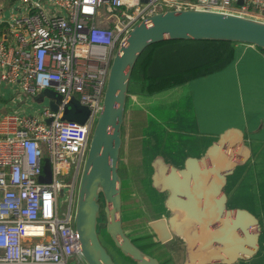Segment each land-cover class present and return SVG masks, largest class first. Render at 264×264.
Masks as SVG:
<instances>
[{"label":"water","instance_id":"water-1","mask_svg":"<svg viewBox=\"0 0 264 264\" xmlns=\"http://www.w3.org/2000/svg\"><path fill=\"white\" fill-rule=\"evenodd\" d=\"M172 39L238 41L264 47V22L229 12L182 9L156 13L133 26L112 59L103 108L79 177L74 224L85 264H117L100 242L99 227H105L117 250L135 264H162L124 232L118 167L131 71L148 46ZM43 94L50 98V108L56 110L61 95L49 88ZM88 115V107L73 97L65 105L62 118L84 123ZM176 130L175 121L153 117L141 133L143 182L160 214L151 223L156 239L163 243L172 236L181 238L185 246L183 264H238L251 259L262 241L259 221L249 208L228 206L225 187L227 177L234 172L258 169L264 116L257 121L249 115L238 117L202 156H188L182 165L175 160L181 145ZM42 170L39 181L49 182L47 157ZM100 209L105 222H98Z\"/></svg>","mask_w":264,"mask_h":264},{"label":"built area","instance_id":"built-area-1","mask_svg":"<svg viewBox=\"0 0 264 264\" xmlns=\"http://www.w3.org/2000/svg\"><path fill=\"white\" fill-rule=\"evenodd\" d=\"M19 1L27 11L14 21V44L0 41L1 78L31 97L52 89L61 101L56 110L42 109L49 122L16 113L0 118V264H68L81 257L76 186L119 46L136 23L156 13L227 12L232 0ZM102 8L107 14L101 17ZM73 97L89 109L84 123L62 118ZM45 157L51 180L40 182Z\"/></svg>","mask_w":264,"mask_h":264},{"label":"crops","instance_id":"crops-1","mask_svg":"<svg viewBox=\"0 0 264 264\" xmlns=\"http://www.w3.org/2000/svg\"><path fill=\"white\" fill-rule=\"evenodd\" d=\"M26 11V5L19 0H0V41L14 44V21ZM227 12L264 22V0L260 3L232 0ZM159 50L175 54L176 66L185 72L182 83L189 82L195 128H184L183 132L186 136L185 144H189L190 136L196 138L200 153L186 151L182 160L188 156H202L207 147L238 117L249 115L252 121H257L264 116V47L238 41L178 39L164 45L148 46L144 50L146 58H151ZM192 53L200 55L201 60L194 61ZM180 84L177 85L181 86ZM142 88L140 79L130 81L129 78L122 122V126L124 124L126 128L130 122V116L125 112L130 95L158 92H142ZM38 103L47 106L49 100L45 95L31 97L24 94L16 84L4 81L0 75V118L5 114L16 113L47 122L41 115L43 106L39 107ZM260 140L263 150L258 169L234 172L227 177L225 187L227 205L249 208L257 217L261 228L262 241L257 252L251 259L238 264H264V131ZM179 164L182 165L183 162Z\"/></svg>","mask_w":264,"mask_h":264},{"label":"rangeland","instance_id":"rangeland-1","mask_svg":"<svg viewBox=\"0 0 264 264\" xmlns=\"http://www.w3.org/2000/svg\"><path fill=\"white\" fill-rule=\"evenodd\" d=\"M107 14L104 8L100 16ZM97 24L106 25L101 19L96 20ZM194 61H200L201 56L192 53ZM181 86L177 85L168 89H163L150 95L131 94L127 103L126 113L130 116L128 128L123 124L121 128V146L119 150V167L118 173L122 180L121 198H122V227L125 234L133 240L134 244H149L152 248L158 247L155 244L156 235L153 234L151 223L159 219L160 214L155 210L149 193L144 186L142 151H141V133L146 125L150 122L151 117H157L160 121L173 119L177 122L178 130L176 134L180 135L181 145L176 150L175 160L182 163L183 157L187 153H200L199 142L194 136H190L189 144H185L186 136L183 129L195 128L194 110L191 103V94L189 82L186 81ZM179 86V87H178ZM39 107L43 103H38ZM42 108V109H43ZM188 145V146H186ZM187 147V149H186ZM70 173L66 176L67 181L71 180ZM79 180L77 182L78 186ZM76 186V188H77ZM75 188V192H76ZM65 195L60 197V208L65 209L67 202ZM66 202V203H65ZM100 207H103V200L100 196ZM98 222H105L104 216L99 214ZM99 239L101 244L107 249L112 258L116 261L120 258V264H128L119 250L114 246L113 241L107 236L105 227H99ZM158 250V251H157ZM119 252L116 253V252ZM185 246L184 241L173 236L154 250V255L162 264H183ZM117 254L116 256L114 254ZM153 255V256H154ZM123 257V258H122ZM85 264L81 257L73 256L69 259V264ZM134 263V262H133ZM240 263V262H239ZM135 264V263H134Z\"/></svg>","mask_w":264,"mask_h":264},{"label":"trees","instance_id":"trees-1","mask_svg":"<svg viewBox=\"0 0 264 264\" xmlns=\"http://www.w3.org/2000/svg\"><path fill=\"white\" fill-rule=\"evenodd\" d=\"M177 40L178 39L163 40L151 45H164L167 42H173ZM146 55L147 54L144 51L140 54L130 74V81L131 79H140L143 85L142 92H157L159 90L180 84L184 81L183 76L185 75V72L176 66L175 54L166 52L165 50H159L156 54L152 55L151 58H146ZM229 177L230 176H228V178ZM100 214L104 216L102 209H100ZM123 222L122 216V223ZM153 234L155 236L154 232ZM155 244L159 247L162 242L156 239ZM139 247L140 249L145 248L144 245H140ZM158 247L153 249L152 252H154V250H156ZM152 252L148 251V253Z\"/></svg>","mask_w":264,"mask_h":264},{"label":"flooded vegetation","instance_id":"flooded-vegetation-1","mask_svg":"<svg viewBox=\"0 0 264 264\" xmlns=\"http://www.w3.org/2000/svg\"><path fill=\"white\" fill-rule=\"evenodd\" d=\"M152 204H153V203H152ZM159 218H160V217H159ZM172 237H173V236H172ZM136 245H137L138 247L140 246V244H136ZM141 246H142V245H141ZM144 246H145V248H143L142 250H143L144 252H146V253H148V251H151V252H152L153 249H154V248H152V246H150V245L147 244V243H146V245H144ZM157 251H158V250H157ZM116 253L119 254L118 251H117ZM116 253L114 254L115 256L117 255ZM153 253H154V252H152V253H148V254H150V255L153 256V255H154ZM154 256H155V255H154ZM116 258H117V260H116V261L114 260V261H115L117 264H120V263H118V260H119V262H120V258H119V257H116ZM122 258H123V257H122ZM126 258H127V257H126ZM113 259H114V258H113ZM127 260H128V261H126V262H127L128 264H134L133 261L130 260L129 258H128Z\"/></svg>","mask_w":264,"mask_h":264},{"label":"bare ground","instance_id":"bare-ground-1","mask_svg":"<svg viewBox=\"0 0 264 264\" xmlns=\"http://www.w3.org/2000/svg\"><path fill=\"white\" fill-rule=\"evenodd\" d=\"M180 215H182V212H180ZM181 216L178 217V219H180Z\"/></svg>","mask_w":264,"mask_h":264}]
</instances>
